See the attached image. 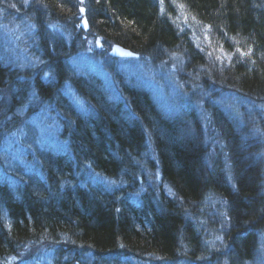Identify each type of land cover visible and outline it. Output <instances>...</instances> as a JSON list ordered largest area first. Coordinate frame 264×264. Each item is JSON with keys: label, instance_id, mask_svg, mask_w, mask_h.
<instances>
[{"label": "trees", "instance_id": "16d2710c", "mask_svg": "<svg viewBox=\"0 0 264 264\" xmlns=\"http://www.w3.org/2000/svg\"><path fill=\"white\" fill-rule=\"evenodd\" d=\"M83 1L86 33L80 0H0V26L39 62L21 73L0 60V264L39 253L43 264H263L264 165L250 144L264 143V0ZM79 35L154 70L198 64L194 103L166 110L121 80L107 96L100 80L69 73ZM39 107L57 115L47 137L65 150L44 153L45 142L31 161L8 146Z\"/></svg>", "mask_w": 264, "mask_h": 264}, {"label": "rangeland", "instance_id": "374dc122", "mask_svg": "<svg viewBox=\"0 0 264 264\" xmlns=\"http://www.w3.org/2000/svg\"><path fill=\"white\" fill-rule=\"evenodd\" d=\"M8 31H10V33L11 31L13 32L11 28L6 31L5 27L0 26V60L2 61V63L10 67L11 69H15L17 72H21V73L26 72V68H28V66L30 67L37 66L39 62L32 59L31 56L33 49H31V46L27 42L26 38L24 37L20 43L19 42L20 34L14 31L16 33V36L15 38H13L12 37L13 34H8L7 33ZM78 39L85 41L83 46L85 45L87 47V53L89 54L91 53L89 47H91L92 49H101L103 47L101 43H99L97 40L94 41L93 38L92 39L88 38L86 41V39L82 35H79ZM78 39L75 36V38H73V41ZM235 53L237 55L240 54L239 49H235L234 51L229 52L230 57L235 56ZM23 56L24 58H22ZM223 56L225 58V55ZM90 57L94 61L98 62V64H100V67L102 69L99 67L97 63L92 62V59ZM90 57L87 58L84 54V51L75 53L71 58V62L69 61V73L73 74L74 72L76 74H82L84 76L91 77L94 80L95 79L100 80L102 82L100 86L101 88L105 89L107 96L108 93L109 94L114 93L115 83H117L120 80L126 83L128 82L129 84L131 83L133 85L143 87L151 93L152 97L156 101L159 102L160 104L159 106L166 110L172 108L173 111H177L178 105L181 101L194 103V100L192 102L190 101L192 99L191 93L195 89L194 82L196 81L198 74L203 75V73L201 72L202 68H200L198 64L193 69H189V67L181 68L179 70L180 73L177 72L176 65H171L170 67L165 68L168 62L162 63L160 65L161 67L158 66L156 67V70H154L153 65L151 63L152 61L148 58H144V60L139 59V61L137 62L115 64L114 61L106 59L104 49L101 50L100 52H95L94 54L90 55ZM172 57L175 56L174 55L171 56L170 59ZM236 58H238V60L241 62L244 60L241 58V55L236 56ZM23 59L29 61L27 62L24 61ZM109 61L112 62L113 65H111ZM106 64H108L112 72L115 74L114 77L110 76V73L107 71ZM179 75L182 81H179ZM30 76L35 77V74H32ZM205 76L208 77V75ZM26 80L28 81V84L24 83V85L26 87H29L31 92L32 80H30V78H27ZM228 88L233 90L232 86ZM64 89H66L65 94L67 93L69 95V98L76 104L77 111H79L80 106L74 97L73 91L68 87ZM222 97H223V102L225 104V108L233 110V113H235L234 97L236 98V96H234L230 92H226V96L224 94ZM178 100L179 103L175 107V104ZM30 103L31 102H29V104ZM241 103L245 105L246 107L245 113L247 114H249L254 108L248 106L244 99H242ZM39 108L44 109L43 107H39ZM46 108L47 107H45V109ZM45 109L44 111H40V113L38 114H34V115L32 114L26 116L25 117L26 120L25 119L23 120L22 124L17 128L18 130H16V132H13L14 133L13 141L9 147V149L13 153H19V152H24L26 154L30 153L28 154V156L25 157V159L31 157V161H33L35 159L33 156L34 152L32 151L38 148L37 150L41 152L40 150V148L42 147L41 144H44L45 142H47L48 146L42 150V152L44 153L47 152L62 153V150H65L63 144L61 145V150L59 149L58 138L56 139L55 143H53V141L55 140V136H51L50 138L47 137L49 134H53V133L56 134L59 125L53 123V118L57 117V115L54 113H50L49 109L46 110ZM49 113L50 115H48ZM15 115L19 116L20 110L16 112ZM238 117L235 116V119L241 124V120ZM248 120H251L250 117L248 118ZM46 123L47 125L43 126ZM48 128L49 129L52 128V131H49ZM200 136L202 137L203 144L205 143L208 144V138L206 136H203L202 134H200ZM250 146H252L253 147L252 149H254V152H256V154L254 155L255 159L261 161V166H263L264 143L262 142L260 143L259 140L258 141L256 140L252 144H250ZM207 156L214 157V154L213 152H208ZM8 162H10L12 166L16 165L15 159H13V161L9 160ZM259 177L264 187V182H262L264 179V167L261 168ZM261 233H262V236H260L261 247L259 249H261V255H263L262 262L264 264V231H262ZM132 263L144 264V263H137L135 261H132Z\"/></svg>", "mask_w": 264, "mask_h": 264}, {"label": "bare ground", "instance_id": "6f19581e", "mask_svg": "<svg viewBox=\"0 0 264 264\" xmlns=\"http://www.w3.org/2000/svg\"><path fill=\"white\" fill-rule=\"evenodd\" d=\"M158 1H160V0H158ZM83 4H84V1L80 0V5H79L80 8H79V13H78L79 19H86V16H85V13H84ZM158 4H160V3H158ZM84 43H85V41L84 40H80V39L73 41V44H72L73 46H72L71 51L69 52V55H74L77 52H83L84 51V54L86 56L88 53H87V47L85 45L83 46ZM107 55H108V58L106 57V59L111 60V61H117V58H115V57H113V56H111L109 54H107ZM88 57H90V55ZM110 63H111V65H113L112 62H110ZM152 65L154 67L156 66V64H152ZM109 69H111V68L109 67ZM156 102H157L158 105H160L158 101H156ZM51 130H52V128H51ZM262 139L264 140V137ZM262 188L264 189V187H262ZM23 259L26 262H28L29 264H43V262L46 260L43 253H39V254H37L35 256H23ZM17 261H18V259L16 260V262ZM75 264H79V263L76 261Z\"/></svg>", "mask_w": 264, "mask_h": 264}, {"label": "water", "instance_id": "95a60500", "mask_svg": "<svg viewBox=\"0 0 264 264\" xmlns=\"http://www.w3.org/2000/svg\"><path fill=\"white\" fill-rule=\"evenodd\" d=\"M83 21L84 29H87V25L85 23V19ZM109 54L115 58H136L137 55L131 52L129 49L122 47L119 44H115L111 47Z\"/></svg>", "mask_w": 264, "mask_h": 264}]
</instances>
